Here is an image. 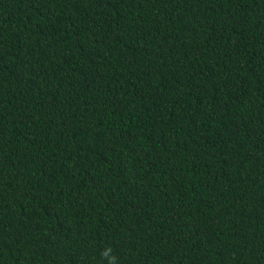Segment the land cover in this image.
<instances>
[{"label": "trees", "instance_id": "obj_1", "mask_svg": "<svg viewBox=\"0 0 264 264\" xmlns=\"http://www.w3.org/2000/svg\"><path fill=\"white\" fill-rule=\"evenodd\" d=\"M109 257L264 264V0H0V264Z\"/></svg>", "mask_w": 264, "mask_h": 264}, {"label": "clouds", "instance_id": "obj_2", "mask_svg": "<svg viewBox=\"0 0 264 264\" xmlns=\"http://www.w3.org/2000/svg\"><path fill=\"white\" fill-rule=\"evenodd\" d=\"M109 251H110V249L106 250L105 254L108 253ZM114 261H115V257H109L110 264H114Z\"/></svg>", "mask_w": 264, "mask_h": 264}]
</instances>
